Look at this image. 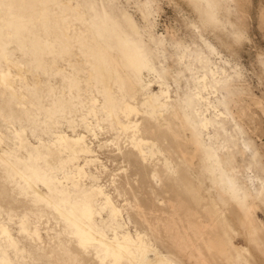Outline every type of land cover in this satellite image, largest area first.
Here are the masks:
<instances>
[{"label": "rangeland", "instance_id": "1", "mask_svg": "<svg viewBox=\"0 0 264 264\" xmlns=\"http://www.w3.org/2000/svg\"><path fill=\"white\" fill-rule=\"evenodd\" d=\"M1 75L0 264H264V0H0Z\"/></svg>", "mask_w": 264, "mask_h": 264}, {"label": "bare ground", "instance_id": "2", "mask_svg": "<svg viewBox=\"0 0 264 264\" xmlns=\"http://www.w3.org/2000/svg\"><path fill=\"white\" fill-rule=\"evenodd\" d=\"M0 79L2 80V82H4L5 80H6V76L5 75H1L0 76ZM78 140H80V139H78ZM76 141V140H75ZM77 142V141H76ZM71 143V142H70ZM72 143H73V141H72ZM75 143V142H74ZM73 143V144H74ZM76 144V143H75ZM68 146V145H67ZM88 211H90V210H88ZM80 212H81V210H80ZM88 213V212H87ZM71 215V214H70ZM68 216V215H67ZM75 216V215H74ZM85 218H86V216H85ZM89 218V217H88ZM73 220V219H72ZM76 220V219H75ZM82 222V221H81ZM76 225H77V227L79 228L78 230H80V233L79 232H77V233H79L80 234V238H81V240L82 241H86L87 240V238L89 237V236H91L92 234V232L91 231H89L87 228H85V227H83V226H81L80 224H78V223H76ZM76 228V227H75ZM77 230V229H76ZM91 238V237H90ZM87 242H88V240H87ZM134 242H136V241H134ZM86 242H84V244H85ZM83 244V243H82ZM105 245V244H104ZM132 246V244H129V242L128 243H118V242H109L108 244H106V246H108L109 248L111 247L112 248V256L115 258V259H117V258H119V257H121V256H127V257H129L130 255H131V253H130V251H129V246ZM136 249H137V251L140 253V260L139 261H141V262H143L144 263V261H146L147 260V258H146V255L150 252V250H149V248L145 245V244H143V243H139L138 245H136L135 244V246H134ZM107 253V252H106ZM114 259V260H115ZM118 260V259H117ZM147 262V261H146ZM145 262V263H146ZM154 263H156V264H169L163 257H161V256H157L156 257V259L154 260V262H148V264H154Z\"/></svg>", "mask_w": 264, "mask_h": 264}]
</instances>
